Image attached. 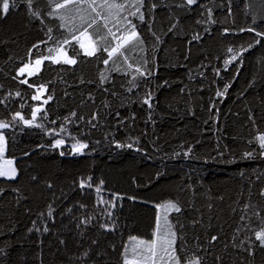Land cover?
Listing matches in <instances>:
<instances>
[{"label":"trees","instance_id":"16d2710c","mask_svg":"<svg viewBox=\"0 0 264 264\" xmlns=\"http://www.w3.org/2000/svg\"><path fill=\"white\" fill-rule=\"evenodd\" d=\"M116 2L126 5L122 16L135 10L134 0ZM52 7L16 0L0 16V121L19 171L0 177V264H125L130 241L152 240L157 206L169 202L181 209L172 214L181 260L264 264L255 237L264 229V0H143L145 21L129 17L143 52L108 64L102 50L74 56L75 65L45 61L21 78L30 53L34 61L70 38ZM41 86L44 99H32ZM36 107L35 125L13 119H31ZM77 143L87 145L83 155L73 153Z\"/></svg>","mask_w":264,"mask_h":264},{"label":"snow or ice","instance_id":"6c2138e0","mask_svg":"<svg viewBox=\"0 0 264 264\" xmlns=\"http://www.w3.org/2000/svg\"><path fill=\"white\" fill-rule=\"evenodd\" d=\"M27 3L30 6L32 4V0H27ZM47 3H49V5H54V7H52L50 10L49 15L56 14L59 16V19L63 22L61 26L67 30L70 38L66 37L63 40L56 41V46L54 48L48 49L49 55L38 57L34 61L31 59L30 53L28 62L25 63L23 67L18 70L21 75H23L25 72L28 76L36 75L40 71V66L45 60L57 64L63 63L66 65H75L77 63V60L73 58L74 56L83 54L86 57H93L96 56V54L102 50L103 52L107 53L108 56V59H105L103 63L108 64L109 60H111L114 56L117 55L122 57V59L127 62L128 57L124 55L125 51L132 50L135 48H139L141 52L144 51V40L141 37L140 32L137 30V24L134 23L132 19H129V17H136L140 22L145 21V16L141 11V9L143 8V0H134V2L130 4V7L134 8L135 10L129 11L128 15L126 16L121 15L125 11L126 5L122 3H117L116 0H102V2H100L99 4L96 3V0H63V3H57L56 0H47ZM195 3L196 0H187L188 5H192ZM73 4L77 6V11L75 15L71 17L60 15V10L67 9ZM15 5L16 0H0V16L9 13L10 9L14 8ZM152 7H155V5H153ZM98 8L104 9L106 14L102 15L97 10ZM87 9H90L91 13L94 14L92 18H89L84 14ZM30 15L34 17H39L40 13L39 11H31ZM77 19H79L80 21L79 26H76ZM110 23L112 24V27H109ZM100 27H102L104 30L103 35L99 34ZM114 28L115 31L113 30ZM248 31L254 32L255 29H248ZM49 32H51V29H49ZM257 35L264 36V32L257 33ZM73 42H75V44H73ZM109 42L111 46H108ZM256 43H259V41L257 40ZM33 47L38 49V45H34ZM249 47H251V45H249ZM68 49L72 50L73 56L68 55ZM228 51L232 52V49L230 48ZM243 51H247V49H242L239 55H242ZM237 58L238 55L234 53L231 59L236 60ZM229 62L230 61H226V64ZM143 63L146 66L148 60L144 59ZM32 64H34V67H30V65ZM128 67L131 68L133 66L129 64ZM116 70L119 71V68L117 67ZM135 71L140 77L151 75L150 71L145 72L139 66L135 68ZM133 81H135V76L133 77ZM21 82L27 83V80H23ZM229 86L230 85L228 84L225 85L224 92L227 91V88ZM42 88L43 86L36 89L37 95L33 96L32 99L41 100L42 97L40 93ZM224 92L218 91L216 95L223 96ZM16 95L19 96L20 93H16ZM51 99L52 97L48 96L47 99L43 102L46 104L48 100ZM148 102L149 101L146 99L145 103ZM41 110V107H36L31 112V119H24L20 112L15 113L13 119L18 118L25 125H35L37 114L41 113ZM72 115H75V113H73ZM8 127L9 125L7 123L0 121V129ZM61 130L63 131V129ZM257 141L260 145L262 152H264V134L259 135L257 137ZM5 143L6 142L4 135L2 132H0V152L3 151ZM63 144L64 140L58 139L55 141L54 146H60ZM86 147L87 145L83 143H77L72 145V149L76 153L82 152L83 149H85ZM244 155L250 158L252 156V153L246 152ZM15 175L16 171L14 168H9L7 171L0 170V176H8L9 178H12ZM88 180L90 181L91 177H89ZM101 184H103V181H101ZM81 187H84V181L81 182ZM99 190L100 189L97 188V192H99ZM163 207L165 208L166 222L167 212L175 211L179 213L181 211L178 204L173 202H169ZM45 231H47L46 228ZM255 237L256 240L259 241L260 246L264 247V229L257 231L255 233ZM213 239H216V237H213ZM175 240L176 233L174 231L166 232L164 237L161 238V240L159 241V250L163 254L161 256L162 259L164 257H167V260L170 261L171 264H181L179 256L176 255ZM141 243H147V247L151 255L153 257L157 256L158 242L156 239H153L150 242L141 241ZM185 264H201V258L198 256H193L191 259L186 258Z\"/></svg>","mask_w":264,"mask_h":264},{"label":"rangeland","instance_id":"374dc122","mask_svg":"<svg viewBox=\"0 0 264 264\" xmlns=\"http://www.w3.org/2000/svg\"><path fill=\"white\" fill-rule=\"evenodd\" d=\"M68 55L71 56L69 54V52H68ZM45 61L41 64L40 71L42 70V67H43ZM30 67H34V64L30 65ZM18 76L21 77V78L32 77V76H28L26 72L23 75H21L19 73V71H18ZM33 76H35V75H33ZM46 91L47 90L44 87L41 89V93H40V95L42 97L41 100L44 99L43 97L46 94ZM4 129H6V128H4ZM4 129H0V132L3 133L4 138H5V142H6V136H5V133H4ZM84 150L85 149H83V151L80 152V153H76V152L73 151V153L76 154V155H83L84 154ZM9 162H11V163H9ZM9 168H14L15 171H16V175L14 177H12V178H9L8 176H0V177L6 178V179H12V180L17 179L18 176H19V171H18V168H17V162L14 159L6 158V143H5L3 151L0 152V170L7 171ZM173 203H175V202H173ZM174 212L175 211L167 212V222H166V220H165V208L163 206L158 208L157 227H156L155 236L153 238V239H156L157 242H158L157 256L153 257L151 255V253L148 250L147 243H144V244L141 243V241L150 242L153 239L152 240H146V239L133 238L130 241V243L128 244V248H127L126 256H125V264H171V262L167 260V257H164L163 259L161 258V256L163 254L159 250V241L161 240V238L164 237L165 233L169 232V231H174L176 233L175 250H176V255L179 256L178 251L176 249L177 231H176V229L174 227V221H173V218H172V214ZM158 224H159V227H158ZM179 258H180V256H179ZM180 262H181V264H185V261L181 260V258H180Z\"/></svg>","mask_w":264,"mask_h":264}]
</instances>
